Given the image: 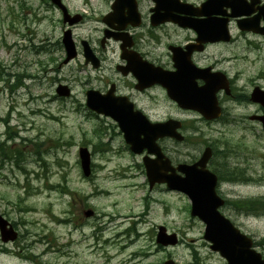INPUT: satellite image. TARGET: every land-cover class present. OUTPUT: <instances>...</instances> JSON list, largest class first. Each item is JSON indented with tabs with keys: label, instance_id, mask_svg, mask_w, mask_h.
I'll return each mask as SVG.
<instances>
[{
	"label": "rangeland",
	"instance_id": "rangeland-1",
	"mask_svg": "<svg viewBox=\"0 0 264 264\" xmlns=\"http://www.w3.org/2000/svg\"><path fill=\"white\" fill-rule=\"evenodd\" d=\"M62 1L71 13L82 12L85 17L73 29L78 55L68 65L61 64L62 24L57 9L42 0H0V142L12 151L10 159L0 157V213L19 233V239L0 252V264H162L167 259L176 264H225L203 239V223L190 217L189 200L165 186L150 190L139 167L142 157L128 151L117 129H104L101 134L97 128L104 119L86 114L84 60L78 43L89 41L107 65L117 61L115 43L104 49L99 46L104 28L100 20L111 0ZM142 2L147 9L149 0ZM142 39L151 55L165 54V48ZM231 50L233 56L243 58L240 48ZM247 57L245 77L264 89V48ZM259 73L263 78L255 77ZM17 80L19 86L14 88ZM58 81L70 87V98L56 96ZM248 110L245 117L232 112L230 118L237 123L229 126L186 128L185 143L162 140L159 144L176 165L198 160L205 147L202 142H210L214 156L208 169L218 181L229 180L223 175L229 166L243 169L249 179H260L255 186L228 190L229 183L219 182L218 194L226 201L263 198L264 132L257 126L251 129ZM152 112L160 121L174 116L185 120L187 127L194 122L193 115L162 101ZM99 142L105 145L100 147ZM82 146L91 153L89 178L80 170ZM229 152L230 165L222 162L227 154L220 155ZM56 184L58 191H49ZM65 185L68 192H60ZM87 209L94 211L91 218L82 215ZM221 213L255 241L264 238V216L246 217L231 208ZM158 226L176 234L179 243L158 246ZM255 249L264 258V244Z\"/></svg>",
	"mask_w": 264,
	"mask_h": 264
},
{
	"label": "flooded vegetation",
	"instance_id": "flooded-vegetation-1",
	"mask_svg": "<svg viewBox=\"0 0 264 264\" xmlns=\"http://www.w3.org/2000/svg\"><path fill=\"white\" fill-rule=\"evenodd\" d=\"M171 1L173 3L174 0ZM180 1L183 3L188 2V0ZM243 1L245 3L255 2L253 9L264 3V0ZM129 12L132 13V20L129 19L130 22L136 23L135 19L137 17L139 25L132 27L128 24L122 33L118 32V41L108 40L105 42L104 47L101 48L104 49L108 43L115 42L117 45V61H112L110 65H107L102 53L92 48L98 57L99 63L97 67H94L93 64H85V109L88 93L93 91L98 95L107 96L111 104L121 108L123 106L125 108H122L123 114L133 115L132 111H134L141 113L147 120L152 121L154 116L153 107L157 109L159 101L168 102L169 98L164 87L160 85L145 87L143 83H139L140 80L146 81L149 77L160 75V72L143 62L145 61L168 73L177 72L173 75L178 79L179 84L183 82L194 84L196 91H198V96L203 93L202 89L206 84V79L215 82V86L213 85L212 89H214L213 93L221 112L217 120L206 121L199 112L182 110L171 102L175 110L194 116L193 125L191 124L192 126L190 127H187L185 120H182V128L184 127L182 132L187 130L186 128L196 131L197 125L208 130L215 125L221 127L229 126L235 122L230 118L232 112H240L241 116L245 117V111L250 108L253 109L254 115L264 114L259 105L252 104L249 100L250 93L255 87L263 88L258 84H252L249 78L245 77V69H247L246 65L248 63L247 54L249 52H259L261 45L263 48V37L249 34L238 28H231L235 21L230 20L227 41L216 43L201 42L197 40V32L192 29L180 28L173 23L152 25L150 17L154 13V4L151 0H149L147 9L142 0H136L135 8L131 11L124 8L121 13L123 19H128ZM83 21L84 16L82 15L81 22ZM118 24L123 23H117L114 26H118ZM123 34H128L129 36H124ZM142 38H147V44L149 45H157L158 48L163 47V50L165 48V54L151 55L145 49L146 44ZM259 38L262 40L261 45L257 44V41H260ZM129 44L130 47H128ZM192 44L195 45L194 49H189L187 46ZM121 45L124 47L121 48ZM233 48H240L243 58L233 56L231 50ZM174 49H177V57L182 63L179 67H176L173 61ZM137 54L138 56H136ZM257 60L256 57L255 61ZM239 62H243L244 65L240 67L238 65ZM255 77L263 78V74H255ZM211 83L214 84L213 82ZM86 111L91 116L103 117L111 123L105 122L104 125L108 127L113 125L114 128L118 129L117 124L107 117L97 115L88 109ZM246 118L248 119V116Z\"/></svg>",
	"mask_w": 264,
	"mask_h": 264
},
{
	"label": "water",
	"instance_id": "water-1",
	"mask_svg": "<svg viewBox=\"0 0 264 264\" xmlns=\"http://www.w3.org/2000/svg\"><path fill=\"white\" fill-rule=\"evenodd\" d=\"M54 5L58 6L63 13V22H68L69 25L75 24L80 20L79 16L70 18L66 9L62 6L60 0H50ZM160 3V0H156ZM131 0H115L112 5V13L105 17V21L109 24V20L115 16L117 10L123 5H127ZM187 6V5H186ZM216 8L224 6L222 0H208L202 8L207 7ZM237 7L239 5H236ZM215 12V11H214ZM245 13V12H243ZM241 13H235L234 16H239ZM264 15V11H261ZM264 17V16H263ZM159 16L152 18L153 23L166 21L158 20ZM241 27H247L242 26ZM224 24L217 23L216 29H224ZM253 29V28H252ZM264 34V28L260 31ZM108 33V32H107ZM105 33L106 37L111 34ZM223 32L214 33L211 35L213 39H221ZM62 43L66 52V59L64 64L68 63L76 56L74 44L72 42L70 31L64 33ZM83 53L86 61L96 60L92 51L86 42H82ZM166 86L171 87L175 85L174 80L166 81ZM209 88L210 86L207 85ZM192 89V85L185 84L183 93L179 89L171 90L170 96L175 99L178 105L184 109L197 110L201 112L207 119L215 118L219 115L218 109L215 107V99L213 93L207 92L201 97L197 95V91ZM178 91V92H177ZM56 92L60 96H68L69 90L66 86H59ZM179 93V94H178ZM90 109L97 113H110V108L103 105V98L90 95ZM104 100V99H103ZM254 100L264 105V93L259 95L254 94ZM111 118L119 122L120 129L124 134L126 144L130 146V151L135 154H140L144 150L147 154H153L156 159L144 158V166L149 187L152 188L154 184H166L171 190H176L184 193L191 202V216L199 218L205 225L204 238L211 242V250L219 252L220 256L224 258L227 264H264L261 256L251 249V241L244 235L240 234L229 221L218 213V208L223 205V201L216 195V177L206 170V163L211 156V151L206 148L200 160L193 165H179L174 168L170 161L161 153L156 141L161 138L169 137L178 141L182 140L180 134L176 130L180 127V123L175 121H168L164 124H151L148 127L133 126L127 116L109 114ZM264 127V117L259 118ZM79 157L83 174L88 176L90 173V156L86 149L79 150ZM180 173L181 175H179ZM85 216H90L91 211L83 213ZM7 222L0 218V235L3 242L14 241L16 233L11 227L7 229ZM156 242L162 245L175 244V236H167L163 227L159 228L156 237ZM165 264H173L168 261Z\"/></svg>",
	"mask_w": 264,
	"mask_h": 264
},
{
	"label": "trees",
	"instance_id": "trees-1",
	"mask_svg": "<svg viewBox=\"0 0 264 264\" xmlns=\"http://www.w3.org/2000/svg\"><path fill=\"white\" fill-rule=\"evenodd\" d=\"M255 205H259L260 210H262L261 211V214L264 215V201L261 202V203H255ZM255 205H248L247 206V210H249L248 212L254 211L256 209V206Z\"/></svg>",
	"mask_w": 264,
	"mask_h": 264
},
{
	"label": "bare ground",
	"instance_id": "bare-ground-1",
	"mask_svg": "<svg viewBox=\"0 0 264 264\" xmlns=\"http://www.w3.org/2000/svg\"><path fill=\"white\" fill-rule=\"evenodd\" d=\"M244 129H247V128H244ZM250 179H254V178H251V177H250ZM238 183H241V184H242V183H244V182H238ZM4 250H6V249H4ZM0 251H2V250H0Z\"/></svg>",
	"mask_w": 264,
	"mask_h": 264
}]
</instances>
